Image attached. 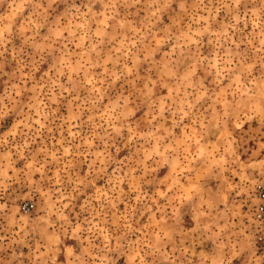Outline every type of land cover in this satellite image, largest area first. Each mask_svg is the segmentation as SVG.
I'll list each match as a JSON object with an SVG mask.
<instances>
[{
  "label": "rangeland",
  "instance_id": "374dc122",
  "mask_svg": "<svg viewBox=\"0 0 264 264\" xmlns=\"http://www.w3.org/2000/svg\"><path fill=\"white\" fill-rule=\"evenodd\" d=\"M258 182L264 0H0V264H264Z\"/></svg>",
  "mask_w": 264,
  "mask_h": 264
},
{
  "label": "built area",
  "instance_id": "2783aa9c",
  "mask_svg": "<svg viewBox=\"0 0 264 264\" xmlns=\"http://www.w3.org/2000/svg\"><path fill=\"white\" fill-rule=\"evenodd\" d=\"M251 193L254 205L250 210L249 225L252 230L253 243L259 248H264V182L255 183ZM21 210L27 212V205L24 204Z\"/></svg>",
  "mask_w": 264,
  "mask_h": 264
}]
</instances>
